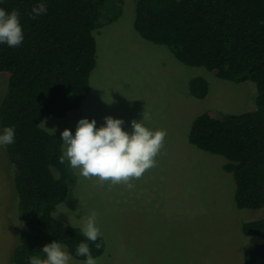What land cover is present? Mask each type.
<instances>
[{"label": "rangeland", "instance_id": "1", "mask_svg": "<svg viewBox=\"0 0 264 264\" xmlns=\"http://www.w3.org/2000/svg\"><path fill=\"white\" fill-rule=\"evenodd\" d=\"M120 4L118 20L100 28L90 91L66 117L42 127L60 134L73 173L55 217L101 234L105 252L78 260L61 245L48 264H242L257 241L242 222L262 210L238 208L227 159L189 142L194 119L215 109L239 114L256 108L257 84L216 77L189 66L164 45L139 36L135 0ZM203 77V99L190 81ZM7 81L0 79V104ZM14 179L0 133V264H11L22 236Z\"/></svg>", "mask_w": 264, "mask_h": 264}, {"label": "trees", "instance_id": "2", "mask_svg": "<svg viewBox=\"0 0 264 264\" xmlns=\"http://www.w3.org/2000/svg\"><path fill=\"white\" fill-rule=\"evenodd\" d=\"M139 36L167 46L182 63L204 67L220 79L257 84L256 108L239 114L211 109L197 116L189 142L223 155L236 181L238 208L262 210L242 222L256 237L242 264H264V0H135ZM111 0H0V104L19 222L25 242L11 264H48L61 245L78 260L105 252L104 237L58 220L73 173L64 139L42 127L49 115L66 117L82 105L97 65L100 28L118 20ZM209 82L190 81V93L205 98Z\"/></svg>", "mask_w": 264, "mask_h": 264}]
</instances>
